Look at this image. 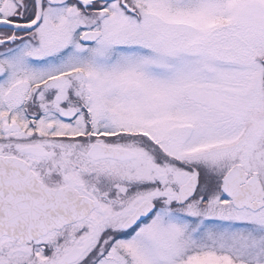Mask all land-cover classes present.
Listing matches in <instances>:
<instances>
[{
  "label": "snow or ice",
  "instance_id": "1",
  "mask_svg": "<svg viewBox=\"0 0 264 264\" xmlns=\"http://www.w3.org/2000/svg\"><path fill=\"white\" fill-rule=\"evenodd\" d=\"M0 264H264V0H0Z\"/></svg>",
  "mask_w": 264,
  "mask_h": 264
}]
</instances>
